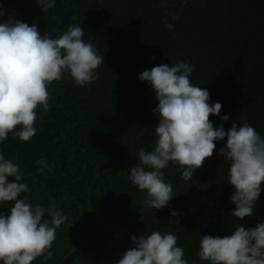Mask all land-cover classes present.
Here are the masks:
<instances>
[{
  "label": "trees",
  "instance_id": "trees-1",
  "mask_svg": "<svg viewBox=\"0 0 264 264\" xmlns=\"http://www.w3.org/2000/svg\"><path fill=\"white\" fill-rule=\"evenodd\" d=\"M0 3L53 38L76 16L85 41L91 38L105 58L91 86L78 88L68 78L48 87L50 108L37 110L32 141L10 134L0 145L25 173L22 182L31 192L22 196L44 206L55 200L84 233L86 246L71 264H114L133 246L131 236L152 231L173 232L189 264H206L197 255L202 235H229L233 220L249 227L264 220V192L252 217L231 216L235 189L227 184L229 163L219 155L224 142L216 143L191 181H183L175 165L163 170L176 197L159 211L145 207L147 194L128 179L138 151L154 146L158 123V102L138 76L161 63L195 65L191 83L207 88L210 103L220 102L221 116L230 117L224 122L210 116L214 126L227 131L238 117L264 135V0H168L167 8L160 0H57L47 14L36 0ZM165 22L175 30L168 31ZM41 158L50 171L37 170ZM11 206L0 205V213L9 214ZM170 209L183 213L180 225L169 221ZM79 242L64 224L56 231L51 259L33 264H61Z\"/></svg>",
  "mask_w": 264,
  "mask_h": 264
},
{
  "label": "clouds",
  "instance_id": "clouds-1",
  "mask_svg": "<svg viewBox=\"0 0 264 264\" xmlns=\"http://www.w3.org/2000/svg\"><path fill=\"white\" fill-rule=\"evenodd\" d=\"M56 3L36 0L43 14ZM160 7L167 8L168 0H160ZM72 20L66 31L53 38L41 35L36 23L29 25L10 15L0 3V145L10 134L21 142L32 141L37 134V110H49L47 89L54 82L70 78L74 86L85 88L99 79L104 55L91 38L85 41V29L76 22L77 17ZM164 26L170 32L175 30L171 23ZM194 71L195 65L180 60L171 67L161 63L139 74V80L151 88L158 102L153 110L158 123L154 146L138 151L139 162L130 168L128 179L147 194L145 207L159 211L176 197L172 184L165 182L163 170L175 165L183 181H191L213 156L216 143L224 142L219 155L229 163L227 184L235 189L230 197L235 205L231 216L244 221L253 216L264 192V135L247 122L240 123L238 117L227 131L223 125L214 126L210 116L224 122L230 117L221 116L220 102L210 103L207 88L191 83ZM36 164L41 173L51 170L44 158L37 159ZM24 175L20 165L0 150V205H12L9 214L0 213V264L51 259L56 231L69 220L55 200L44 206L22 196L31 192L22 182ZM10 177L14 178L11 182ZM170 212L169 221L180 225L183 213ZM232 224L235 228L229 235H202L199 260L206 264H264V220L254 227L235 220ZM177 239L173 232L133 235V246L114 264H189Z\"/></svg>",
  "mask_w": 264,
  "mask_h": 264
},
{
  "label": "water",
  "instance_id": "water-1",
  "mask_svg": "<svg viewBox=\"0 0 264 264\" xmlns=\"http://www.w3.org/2000/svg\"><path fill=\"white\" fill-rule=\"evenodd\" d=\"M47 215L48 214L46 213L45 218H47ZM68 219L69 220L66 222L65 225L70 227L73 230V232L77 234V236L80 239V242L76 250L73 251L61 264H71L81 254L87 243L86 237L82 232V230L80 229V227L72 219L70 218Z\"/></svg>",
  "mask_w": 264,
  "mask_h": 264
}]
</instances>
